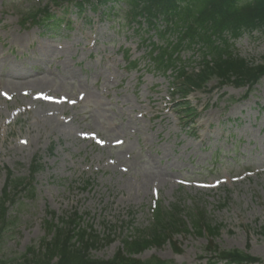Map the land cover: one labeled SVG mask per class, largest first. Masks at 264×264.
<instances>
[{
  "label": "rangeland",
  "instance_id": "obj_1",
  "mask_svg": "<svg viewBox=\"0 0 264 264\" xmlns=\"http://www.w3.org/2000/svg\"><path fill=\"white\" fill-rule=\"evenodd\" d=\"M16 1H19L22 7H28V5L34 3V0H2L0 1V8L3 7L5 2L12 3ZM119 18L120 16L117 15L110 21L101 22L102 24L99 30L102 36H111L116 39L115 50L120 44H124L125 47L130 46L132 39L134 43L139 42L137 37H129V31L126 32L125 29L119 31L121 29L120 21H123ZM134 47L135 45H132V48ZM235 48L240 52V57L247 61L253 60L258 63L260 62L261 55L264 53V35L258 33L244 35L237 40ZM42 49L47 51V46H42ZM143 51L141 50L137 56L142 55ZM137 52L136 49L134 55ZM189 54L190 52H185V56ZM50 58L51 56H46L44 59L49 61ZM44 59L43 66L45 68L49 62H45ZM91 67L92 65L85 64L83 71H92ZM141 73H144L142 77V88L145 85L162 81L156 74L151 72L142 71ZM134 75H136L135 72ZM130 82L131 80L128 77L126 86ZM31 87L44 89L46 86L32 85ZM257 87L256 91L248 100L229 106L228 102L231 99L241 95L240 90H236L230 86L220 91L215 90L210 95H203L200 101L201 104L207 102L208 105H211V107L201 114L200 122L202 126L200 131L202 133H208L211 136L208 140L211 146L221 148V172L225 170L226 173L233 175L236 172H240L244 166L264 167V79ZM160 89L165 91L164 86H161ZM60 91L62 90L60 89ZM92 94L96 102L92 101L89 106L86 105L82 108V111L89 112V115H86V117L87 121L90 120L92 124L91 128L93 129L95 126L99 127L103 133V135L101 134L103 140L107 144L116 139H125V124L129 121V118H126L125 115L132 113L137 103L143 97L133 95L132 84H130L123 91L117 92L116 97L112 96L108 100L105 98L101 100L106 105H109L108 108L98 102L95 93ZM228 98L230 99L228 100ZM35 113L36 111L32 115ZM3 117L4 115L0 114V119ZM218 122L220 124L219 127L217 126ZM18 126L21 128L29 126L33 128L37 127L39 130L37 139L32 138L31 142L33 145L23 149H18L14 145L17 137L12 138L11 142L5 141L2 146L0 158L13 166H18L19 164L26 163L33 153L39 152L42 160L45 161V167L40 175V180L35 184L36 189H38L37 192L35 191V199L23 201L25 204L24 211H22V205L12 208L14 216L17 217L16 225L13 229L14 233L12 235L10 232L6 233L0 241V259L5 260L10 257L12 252L22 253L23 247H26L41 237L43 231L40 220L45 216V211L49 207V204L54 208H59L65 205V201L71 200L70 198H77L76 195L80 193L73 187H71L73 191L67 188V184L73 180L74 171L79 172V167L84 165L82 163L84 156L77 150L80 145L76 144L75 148L72 141H69L64 133H59L56 137V134L40 130L41 127L36 123H30L26 120L19 123ZM219 132H223V135H219ZM168 133L169 130L166 131L165 135ZM227 135H230L228 140L226 139ZM168 137L169 139L164 141L161 146L164 149L172 150L171 153L174 156V146L179 142L178 147H176V154L178 156L166 158L167 160L163 159V166H166V171L174 172L173 174L176 176L181 174V177H191L194 174V169L200 165L198 163H192L190 165L187 156H183V150L185 149L183 146L186 145L188 150L194 147L195 140L181 135L180 141L176 142L173 132ZM240 138L241 141L239 142ZM52 142L55 144V147L49 153L48 148ZM131 142L133 143L134 141ZM150 147L152 149L154 148L152 145ZM123 150L124 148L119 150L107 149L105 151H95L84 160L86 165H92L91 161L96 162L103 155V158L98 164V167H100L107 163V157L109 155L113 159V163L106 167L109 172L104 174L99 173L94 175V178H90L92 182L91 189H88V193H84L86 200L83 204L85 206L96 210L106 207L104 201L98 202L95 198H98V195L104 191V188L108 184L123 177L110 171L116 166L117 158L119 159L124 156L125 152H121ZM155 152H158L156 148H154L152 154ZM198 161L201 162L202 160L198 158L196 162ZM149 164L150 159L141 154L139 161H136L132 168L135 173L141 172L143 174L149 170ZM183 166H193V168L190 171L184 172ZM216 168L219 167L216 166ZM18 173L22 174V167H19ZM51 175H55L57 178H52ZM204 177L209 176L203 175L202 178ZM214 177H216L215 174ZM3 180L4 175L1 172L0 186ZM61 183L65 185L63 186ZM228 189L229 191L225 195L229 199L230 206L228 205L223 209L216 206L219 201H223L225 197L223 192L195 193L194 191L177 189V186L163 189L165 191L162 193V204L164 207L181 204L185 208V214L187 213L188 207L197 205L204 212L206 220L212 222V224L222 223L225 226L216 238V242L221 248L248 249V253L252 256H257L264 260V235L260 232V228L264 226V175H256L241 183L231 184ZM180 198H183V201ZM139 204V202H136L131 207L139 206ZM61 209H58V211ZM120 217L117 219L118 221H125L127 219L125 216ZM144 217H146V209H142V218ZM184 221H187L186 223L189 224L187 218H184ZM191 243L195 248L203 245L202 240H196L195 238L191 240ZM114 249L107 247L95 253L98 257L108 258L113 254ZM146 254L143 256L146 257ZM184 255L191 258V254ZM184 255L181 258H184ZM178 260L181 261L180 258Z\"/></svg>",
  "mask_w": 264,
  "mask_h": 264
},
{
  "label": "trees",
  "instance_id": "obj_2",
  "mask_svg": "<svg viewBox=\"0 0 264 264\" xmlns=\"http://www.w3.org/2000/svg\"><path fill=\"white\" fill-rule=\"evenodd\" d=\"M157 1V0H156ZM202 5L198 8V25L208 35V45L212 46L216 41L225 43L222 35L225 31L236 32L239 29L264 31V0H252L251 2L239 4V0H201ZM210 5L212 9L207 10L204 7ZM201 9V10H200ZM216 46V45H214ZM213 47V46H212ZM227 47V45L225 46ZM211 48V47H210ZM218 56L222 55V49L213 48ZM263 64L260 66H249L248 63L238 57H230L224 61H219L216 66L210 70V74L217 75L219 78L227 80L236 76L240 80L254 78L255 75L264 74V56ZM193 227L197 232L200 229L198 222H193ZM210 233L217 232L215 228H208ZM199 233V232H198ZM146 246V245H145ZM147 247V246H146ZM69 249V250H68ZM56 250V248H55ZM84 249L71 252L65 244L57 247V254L60 256L58 264H73L82 261L79 253ZM130 253L136 252L132 247H128ZM238 257L240 253L234 252Z\"/></svg>",
  "mask_w": 264,
  "mask_h": 264
}]
</instances>
